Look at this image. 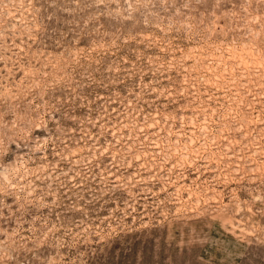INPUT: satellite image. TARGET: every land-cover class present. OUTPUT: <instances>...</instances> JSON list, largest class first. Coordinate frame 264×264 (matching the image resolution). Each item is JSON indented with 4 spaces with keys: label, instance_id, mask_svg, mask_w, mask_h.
<instances>
[{
    "label": "rangeland",
    "instance_id": "374dc122",
    "mask_svg": "<svg viewBox=\"0 0 264 264\" xmlns=\"http://www.w3.org/2000/svg\"><path fill=\"white\" fill-rule=\"evenodd\" d=\"M0 264H264V0H0Z\"/></svg>",
    "mask_w": 264,
    "mask_h": 264
}]
</instances>
